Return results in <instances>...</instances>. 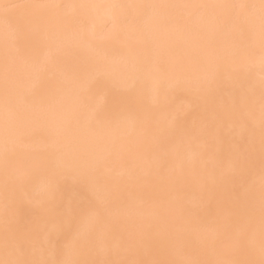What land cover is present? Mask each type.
Masks as SVG:
<instances>
[{"label":"bare ground","instance_id":"obj_1","mask_svg":"<svg viewBox=\"0 0 264 264\" xmlns=\"http://www.w3.org/2000/svg\"><path fill=\"white\" fill-rule=\"evenodd\" d=\"M42 1V2H41ZM48 1V0H47ZM7 0L17 4L218 3L224 0ZM257 3L259 0H244ZM111 10L99 13L79 8L36 10L14 8L10 18H32L39 30L21 51L0 27V102L4 73L14 84L19 128L3 151L0 135V220L4 215L5 180L16 201H32L54 177L55 193L42 206L31 204L27 222L63 217L61 243L71 241L78 221L69 206L94 207L108 227L93 228L94 239L78 244L70 257L98 264L119 260L166 261L181 264L261 259V128L259 111L261 41L259 17L252 35L227 33L222 27L193 28L186 12H173L167 23L156 24L135 10L122 9L111 37L89 31V16L100 22ZM146 39H138L140 34ZM110 65L126 81L139 75L142 88L121 90L111 98L128 105L129 120L119 127L100 129L85 122L75 82L85 73ZM135 64V67L133 65ZM239 64V80L232 72ZM161 66L191 87L174 89L161 98L152 71ZM217 73L216 86L193 107L197 82ZM256 88L254 124L241 122L234 130L229 116L239 104L248 82ZM62 104L59 115L69 149L93 157L97 163L84 176L63 172L46 148L48 130L33 116L41 103ZM179 113L178 129L168 121ZM134 121V122H133ZM204 131L197 141L192 130ZM215 135H210V130ZM22 137V143L17 138ZM161 158L166 161L163 167ZM233 162L231 169L227 168ZM251 238L253 247H248ZM43 259L60 260L62 253L46 252Z\"/></svg>","mask_w":264,"mask_h":264},{"label":"snow or ice","instance_id":"obj_2","mask_svg":"<svg viewBox=\"0 0 264 264\" xmlns=\"http://www.w3.org/2000/svg\"><path fill=\"white\" fill-rule=\"evenodd\" d=\"M14 8H27L36 10H53L61 8H79L99 13L101 10H111L113 15L100 22L97 16H89L86 23L92 33L100 32L106 37H111L117 28L118 17L116 13L122 9L135 10L142 18L156 24L167 23L173 12H186L187 20L193 28L205 26L208 28L222 27L225 32L232 33L239 31L242 35H252L251 27L257 15L259 17V34L261 41V76H260V128H261V259L259 264H264V0L257 3H248L244 0H224L218 3H90L80 4H17L0 0V27H3L8 35L13 38L17 51L33 39L39 30L38 25L32 18L21 21H13L9 13ZM138 39H146L143 33ZM135 67V64L133 65ZM152 71L154 88L161 98L167 96L174 89L191 87V82L177 75L173 78L166 69L156 66ZM232 72L239 80L241 67L239 64L233 66ZM217 84V73L211 72L203 82H197L194 91L193 107L202 100L209 91ZM143 79L139 75L130 77L127 81L117 72L111 70L110 65L98 67L94 72L85 73L75 82L77 99L82 102L85 109V122L88 126H96L100 129L106 127H119L128 121V105H116L111 98L118 95L121 90H136L142 88ZM256 104V88L254 82L249 81L246 89L240 98L239 104L231 107L229 116L234 130L236 124L245 122L254 124ZM63 109L62 104L55 102L41 103L33 112V116L42 121L43 126L48 130L46 148L59 161L60 169L73 177H80L87 174L97 163L91 156H84L79 152L69 149L66 143V128L64 120L59 115ZM179 113H172L168 121L171 129H178ZM134 122V121H133ZM19 128V112L16 105L13 81L6 70L4 73L3 99L0 102V135L3 137V151L7 156L8 139L16 136ZM204 130L193 129L189 139L197 141ZM215 135V130L209 131ZM22 143V137L17 138ZM166 163L162 158L160 164ZM233 162L229 161L227 168L231 169ZM11 177L6 178L4 186V215L0 220V264H98L95 261H81L70 258L76 251L78 244H87L94 239L93 228L100 226L107 228V221H102L100 213L89 206L81 209L79 206H69L70 219L78 221V228L71 241L61 243L59 232L63 225L64 218L45 219L42 224L33 226L27 222V215L30 212L31 204L42 206L44 201L55 193V180L51 177L45 184L44 193L32 201H16L9 192ZM248 247L252 248L251 238ZM46 252L62 253L66 258L60 260L43 259ZM104 264H169L166 261H142V260H119L104 262ZM181 264H195L193 261H184ZM221 264H256L255 261L245 262H221Z\"/></svg>","mask_w":264,"mask_h":264},{"label":"rangeland","instance_id":"obj_3","mask_svg":"<svg viewBox=\"0 0 264 264\" xmlns=\"http://www.w3.org/2000/svg\"><path fill=\"white\" fill-rule=\"evenodd\" d=\"M26 1H27V0H26ZM43 1H44V0H43ZM46 1H47V0H45V3H46ZM49 1H50V0H48L47 2H49ZM41 2H42V1H41ZM63 9H65V8H63ZM66 9H67V8H66Z\"/></svg>","mask_w":264,"mask_h":264}]
</instances>
